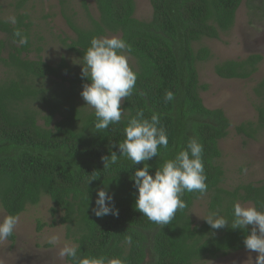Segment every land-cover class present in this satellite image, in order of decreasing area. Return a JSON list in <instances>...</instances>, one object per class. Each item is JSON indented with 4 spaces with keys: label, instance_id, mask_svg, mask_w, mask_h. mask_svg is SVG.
Listing matches in <instances>:
<instances>
[{
    "label": "trees",
    "instance_id": "trees-1",
    "mask_svg": "<svg viewBox=\"0 0 264 264\" xmlns=\"http://www.w3.org/2000/svg\"><path fill=\"white\" fill-rule=\"evenodd\" d=\"M93 1L97 19L90 15L86 0H80L87 25H77L62 10L74 35L62 39V47L82 64L92 37L119 35L131 46L129 57L137 73L133 94L121 105L122 121L99 133L93 127V110L81 103L86 82L81 79V66L75 70L65 58L49 65L40 57L42 48H34L33 23L21 12L27 0L16 3L15 24L0 18L4 36L0 52L6 51V57H0L5 70L0 79V208L5 215L19 217L46 197L51 203L50 226L65 227L67 240L79 246L78 256L120 258L123 264H197L245 250L246 232L229 227L212 230L204 221L195 225L190 217L193 204L204 197L206 214L219 210L229 222L236 202L264 210V181L232 190L222 187L218 144L228 136L230 122L222 110L203 105L199 92L207 86H200L196 65L208 61L211 54L207 48L194 50L193 45L229 32L244 1L264 12V0H149V22L134 18V0ZM58 2L64 7V0ZM16 31L27 37V44L17 42ZM262 61L260 55L225 61L214 67V73L222 80H249ZM169 91L174 93L171 102L164 98ZM253 92L259 99L257 123L236 128L238 135L250 140L264 133V79ZM138 111L144 118L158 113L159 126L168 136V147L159 148V156L147 161L150 174L184 149L190 137L203 145L207 192H185L187 207L163 227L135 210L136 190L129 177L132 167L141 165L132 166L121 157L104 169L101 159L110 151L119 155L110 145L124 139L127 119ZM91 179L95 180L88 183ZM104 186L114 194L117 217L97 218L90 210L95 190ZM43 227L38 224L37 230ZM7 240L14 243L15 235Z\"/></svg>",
    "mask_w": 264,
    "mask_h": 264
},
{
    "label": "rangeland",
    "instance_id": "rangeland-1",
    "mask_svg": "<svg viewBox=\"0 0 264 264\" xmlns=\"http://www.w3.org/2000/svg\"><path fill=\"white\" fill-rule=\"evenodd\" d=\"M18 1L20 0H0V18L8 22L10 16L15 17V5ZM86 2L90 15L97 19L94 1ZM134 3V18L149 22L152 16L149 0H134ZM256 6H249L244 1L229 32L220 34L216 40L203 39L193 45L194 50L207 48L211 54L208 61L196 65L200 86H207L206 91L199 92L203 105L208 110H222L230 122L228 136L218 144L221 152L218 165L224 171L222 187L227 190L264 181V133L257 134L254 140L236 133V128L242 124L257 123L256 106L259 99L253 90L264 79V12ZM62 10L77 25H87L80 0H64V7H61L58 0H27L21 12L27 14L33 23L31 35L34 48H42L41 59L54 66L61 58H65L70 66L78 70L79 61L61 45L62 39H74L64 21ZM3 39L4 36L0 34V41ZM251 55H260L263 61L258 66L257 73L249 80H222L214 73V67L218 64L244 60ZM0 57H6V51L2 50ZM30 58L35 59L36 54L31 53ZM129 64L135 68L130 57ZM4 75L5 70L0 65V79ZM82 102L85 103L83 99ZM86 109L91 110L88 106ZM50 208L51 203L46 197L37 206L26 208L18 217L14 243L0 241V264H69L58 260L55 248L47 242L48 236L56 234L60 246L72 243L66 238L64 226H50ZM190 211L193 223L201 224L204 221L201 218L207 212V198L196 201ZM4 216L6 215L0 208V219ZM38 224L44 226L40 231L37 230ZM248 255L243 250L213 260L205 259L197 264H244Z\"/></svg>",
    "mask_w": 264,
    "mask_h": 264
},
{
    "label": "clouds",
    "instance_id": "clouds-1",
    "mask_svg": "<svg viewBox=\"0 0 264 264\" xmlns=\"http://www.w3.org/2000/svg\"><path fill=\"white\" fill-rule=\"evenodd\" d=\"M8 22L15 24L16 18L10 16ZM14 36L19 38L17 42L20 45L28 43L27 37L20 31L14 32ZM130 52L131 46L119 36H94L84 51L82 64H78L81 66V79L86 81L82 84L80 96L94 112L93 127L97 133L122 121L124 108L121 105L135 90L137 73L129 64ZM164 98L171 102L174 93L166 92ZM159 125L158 113L154 112L150 118H144L143 111H138L135 116L127 119L123 128L124 139L110 145L118 150L119 155L110 151L109 155L101 159L104 169L115 165L121 157L130 160L132 166L141 165L139 168L132 167V175L129 177L136 190L135 210L163 227L172 221L178 210L187 207L182 198L185 192H207V176L202 159L203 145L194 137L188 139L186 147L174 158L165 160L150 174L152 166L147 161L159 156V148L168 147L166 130ZM92 180L95 179L88 183ZM90 210L97 218L119 215L114 194L109 193L107 186L95 190L94 206ZM201 219L212 230L229 227L246 232L242 243L249 255L244 264H264V210L236 202L232 207L231 222L219 210L209 211ZM18 221L15 215H6L0 219V241L14 234ZM47 242L55 248L60 261L70 260L73 264H123L120 258L78 256L79 246L72 243L60 246L56 234L48 236ZM126 242L130 244L131 238Z\"/></svg>",
    "mask_w": 264,
    "mask_h": 264
}]
</instances>
